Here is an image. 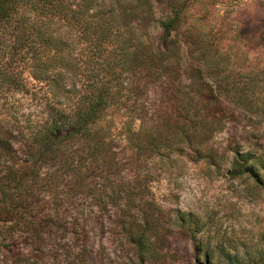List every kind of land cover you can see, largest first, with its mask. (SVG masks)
Returning a JSON list of instances; mask_svg holds the SVG:
<instances>
[{"label":"trees","instance_id":"trees-1","mask_svg":"<svg viewBox=\"0 0 264 264\" xmlns=\"http://www.w3.org/2000/svg\"><path fill=\"white\" fill-rule=\"evenodd\" d=\"M186 1L0 0V81L36 89L20 123L0 115L3 237L19 231L39 251L85 230L84 203L123 216L155 207L135 196L154 157L219 167L230 154V177L264 182L262 152L210 143L232 117L228 103L244 107L248 94L211 28L179 27ZM177 215L197 232L190 213Z\"/></svg>","mask_w":264,"mask_h":264},{"label":"rangeland","instance_id":"rangeland-1","mask_svg":"<svg viewBox=\"0 0 264 264\" xmlns=\"http://www.w3.org/2000/svg\"><path fill=\"white\" fill-rule=\"evenodd\" d=\"M186 7L179 27L211 28L213 45L227 51L230 75L248 94L244 107L228 103L232 117L211 145L264 155V0H187ZM29 82L0 81V115L20 123L33 105ZM229 156L219 167L182 155L154 157L147 190L135 196L153 197L155 207L137 205L123 216L121 207L84 203L85 230L61 232L43 250L28 249L19 231L11 240L0 234V264H264V182L250 173L230 177ZM178 212L196 219L197 232L185 233Z\"/></svg>","mask_w":264,"mask_h":264}]
</instances>
